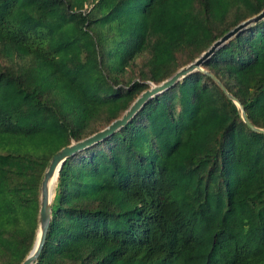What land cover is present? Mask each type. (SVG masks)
Here are the masks:
<instances>
[{
    "label": "trees",
    "instance_id": "16d2710c",
    "mask_svg": "<svg viewBox=\"0 0 264 264\" xmlns=\"http://www.w3.org/2000/svg\"><path fill=\"white\" fill-rule=\"evenodd\" d=\"M263 9L264 0H0V264H21L33 246L54 154ZM202 68L264 129V20ZM51 198L36 264H264V134L199 71L66 160Z\"/></svg>",
    "mask_w": 264,
    "mask_h": 264
},
{
    "label": "water",
    "instance_id": "95a60500",
    "mask_svg": "<svg viewBox=\"0 0 264 264\" xmlns=\"http://www.w3.org/2000/svg\"><path fill=\"white\" fill-rule=\"evenodd\" d=\"M262 20H264V9L257 15L243 21L242 23L235 26L232 30L224 34L221 38L216 40L207 50H205L198 58H196L193 62L180 68L168 79L162 81L159 84L150 83L149 89L143 91L133 101L129 108L121 115L120 118L114 120L102 130L80 141L71 142V144L63 147L52 156L48 167L43 174V178L40 184L38 224L33 246L27 257L23 260L21 264H36V261L41 254L51 222V205L53 201V198H51L52 183L53 181L54 183L57 182L59 172L66 160H68L75 154L104 141L120 129L124 128L129 122H131L135 118V116L148 103V101L173 88L176 84L181 82L185 77H187L191 73L199 71L209 76L220 87V89L225 93V95L230 100H232L237 106L240 117L242 121L246 124V126L254 132L264 134V129L255 127L249 121L240 102L227 92L223 84L218 79H216L212 74L202 68L203 64L209 58H211L218 49H220L222 46L234 39L236 35L239 34L241 31L261 22Z\"/></svg>",
    "mask_w": 264,
    "mask_h": 264
},
{
    "label": "bare ground",
    "instance_id": "6f19581e",
    "mask_svg": "<svg viewBox=\"0 0 264 264\" xmlns=\"http://www.w3.org/2000/svg\"><path fill=\"white\" fill-rule=\"evenodd\" d=\"M53 186H54V181H53V183H52V189H51V193H52V190H53Z\"/></svg>",
    "mask_w": 264,
    "mask_h": 264
}]
</instances>
